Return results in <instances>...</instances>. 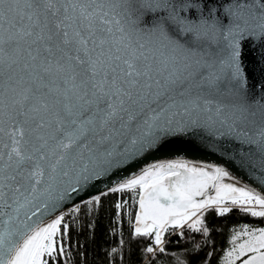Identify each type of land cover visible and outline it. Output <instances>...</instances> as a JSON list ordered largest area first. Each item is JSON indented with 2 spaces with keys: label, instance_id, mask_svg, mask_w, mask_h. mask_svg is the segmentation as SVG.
<instances>
[{
  "label": "snow or ice",
  "instance_id": "6c2138e0",
  "mask_svg": "<svg viewBox=\"0 0 264 264\" xmlns=\"http://www.w3.org/2000/svg\"><path fill=\"white\" fill-rule=\"evenodd\" d=\"M193 140L257 184L144 163ZM123 193L153 257L185 231L202 251L211 211L264 219V0H0V264H71L72 223ZM229 245L217 264H264V227Z\"/></svg>",
  "mask_w": 264,
  "mask_h": 264
},
{
  "label": "trees",
  "instance_id": "16d2710c",
  "mask_svg": "<svg viewBox=\"0 0 264 264\" xmlns=\"http://www.w3.org/2000/svg\"><path fill=\"white\" fill-rule=\"evenodd\" d=\"M131 197V193L103 197L98 212L88 215L85 210L80 215L79 222L72 223L67 241L71 264H149L150 261L151 264H178L181 260L185 261V264H202L209 251H214L210 264H217L224 250L230 247L229 239L233 230L244 224L264 227L263 219L242 215L235 209L225 216H217L211 211L205 218L210 229L211 243L207 244L204 250L192 254V236H196L195 243L204 241L200 235L185 231L183 239L178 235L168 234L165 253H157L153 257L144 252V248L150 243L149 240L132 238V224L137 206L133 204ZM118 199L128 201L119 218L115 208ZM117 219L119 223H115ZM121 240L124 241L123 245ZM114 248L117 249L115 255H109Z\"/></svg>",
  "mask_w": 264,
  "mask_h": 264
},
{
  "label": "water",
  "instance_id": "95a60500",
  "mask_svg": "<svg viewBox=\"0 0 264 264\" xmlns=\"http://www.w3.org/2000/svg\"><path fill=\"white\" fill-rule=\"evenodd\" d=\"M245 60L248 62L250 71H252L255 67L252 54L246 51ZM254 78L259 79V74H256ZM173 159H185L192 163H213L225 166L234 176L239 177L242 181L253 185L257 184L256 180L253 179V174L247 168H241L238 161L230 162L227 157H223L220 153L214 152L207 144L199 140L177 143L173 147L149 157L144 163Z\"/></svg>",
  "mask_w": 264,
  "mask_h": 264
},
{
  "label": "flooded vegetation",
  "instance_id": "af4514ba",
  "mask_svg": "<svg viewBox=\"0 0 264 264\" xmlns=\"http://www.w3.org/2000/svg\"><path fill=\"white\" fill-rule=\"evenodd\" d=\"M227 182V181H226ZM168 234H166V236H165V249H166V245H167V243H168V236H167ZM196 235H199V234H196ZM172 236H175V235H172ZM179 236V235H178ZM180 237V236H179ZM169 238H171V237H169ZM184 238V237H183ZM182 237H180V239H183ZM190 244H187V246H189ZM204 250V249H203Z\"/></svg>",
  "mask_w": 264,
  "mask_h": 264
},
{
  "label": "rangeland",
  "instance_id": "374dc122",
  "mask_svg": "<svg viewBox=\"0 0 264 264\" xmlns=\"http://www.w3.org/2000/svg\"><path fill=\"white\" fill-rule=\"evenodd\" d=\"M264 220V219H263Z\"/></svg>",
  "mask_w": 264,
  "mask_h": 264
}]
</instances>
